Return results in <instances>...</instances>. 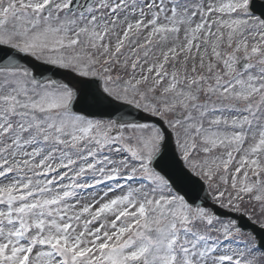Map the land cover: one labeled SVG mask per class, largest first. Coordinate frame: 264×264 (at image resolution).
I'll return each instance as SVG.
<instances>
[{
	"label": "snow or ice",
	"instance_id": "obj_1",
	"mask_svg": "<svg viewBox=\"0 0 264 264\" xmlns=\"http://www.w3.org/2000/svg\"><path fill=\"white\" fill-rule=\"evenodd\" d=\"M0 264H264V0H0Z\"/></svg>",
	"mask_w": 264,
	"mask_h": 264
}]
</instances>
